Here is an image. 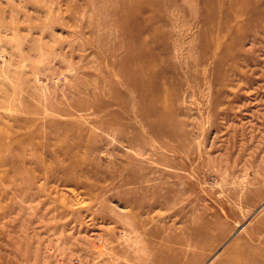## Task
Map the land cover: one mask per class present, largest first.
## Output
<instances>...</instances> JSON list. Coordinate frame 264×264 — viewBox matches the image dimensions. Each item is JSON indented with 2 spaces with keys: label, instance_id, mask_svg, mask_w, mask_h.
I'll return each instance as SVG.
<instances>
[{
  "label": "rangeland",
  "instance_id": "374dc122",
  "mask_svg": "<svg viewBox=\"0 0 264 264\" xmlns=\"http://www.w3.org/2000/svg\"><path fill=\"white\" fill-rule=\"evenodd\" d=\"M242 5L0 0V264L264 249V14Z\"/></svg>",
  "mask_w": 264,
  "mask_h": 264
},
{
  "label": "bare ground",
  "instance_id": "6f19581e",
  "mask_svg": "<svg viewBox=\"0 0 264 264\" xmlns=\"http://www.w3.org/2000/svg\"><path fill=\"white\" fill-rule=\"evenodd\" d=\"M219 2L216 3V0H205L206 5H215L217 7V10L219 13L222 12L225 1L226 0H218ZM250 3H252L251 6L249 5H242L241 10L245 12H250L252 14V17L254 20H258L263 14L264 11L262 9V5L264 3V0H250ZM219 6H218V5ZM151 12V11H150ZM215 13V12H214ZM134 15V14H133ZM233 18V15L228 13L225 15L223 21L224 25L227 26L229 22H231ZM239 25V24H238ZM208 34V33H207ZM225 34V33H224ZM223 34V35H224ZM214 35V34H213ZM227 37V36H226ZM213 38V37H212ZM149 45V44H148ZM217 44V48H218ZM235 46V44H234ZM220 48V47H219ZM128 51L130 50H136V45L132 43H128L127 45ZM138 49V48H137ZM142 52V51H141ZM145 53V50L143 51ZM225 52V51H224ZM217 56V55H216ZM228 56V54H224L222 59L219 60V63L223 62L225 58ZM155 57V56H154ZM236 57V56H235ZM139 59H142V53L138 56ZM215 58V56H214ZM127 61L130 62L132 60V57H126ZM125 59V60H126ZM149 61V60H148ZM212 61V60H211ZM131 63V62H130ZM157 63V62H156ZM218 63V64H219ZM127 64V63H126ZM128 65V64H127ZM161 65V64H160ZM166 68V67H165ZM167 69V68H166ZM133 70V69H132ZM135 73V76L128 77L129 71L126 70L125 74V80L127 82H134L136 84V87L139 88L140 91H145L148 86L146 87L143 83V80L138 77L135 70H133ZM125 69L122 70V75L124 76ZM207 73V72H206ZM206 75V74H205ZM204 75V76H205ZM227 77V76H226ZM161 80V79H160ZM167 89V87H166ZM115 99V98H114ZM162 99L154 94L153 97L147 101L146 104H144V111L148 112H154V110H159L161 108V101ZM166 108V107H165ZM152 112V113H153ZM140 118V117H139ZM168 119V118H167ZM166 115L163 116L162 121L167 120ZM243 228V227H241ZM246 228V227H245ZM239 229H237L238 231ZM240 231V230H239ZM243 231V230H242ZM237 234V233H236ZM234 235V234H233ZM244 241H246L243 238H240ZM262 239V238H261ZM244 241H237L235 242L228 250L225 252L224 255L220 257V259L217 261L216 264H264V249L256 246H252L251 244L244 242Z\"/></svg>",
  "mask_w": 264,
  "mask_h": 264
}]
</instances>
